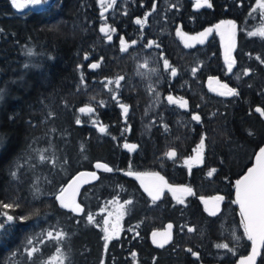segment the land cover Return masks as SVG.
I'll list each match as a JSON object with an SVG mask.
<instances>
[{
    "label": "trees",
    "instance_id": "obj_1",
    "mask_svg": "<svg viewBox=\"0 0 264 264\" xmlns=\"http://www.w3.org/2000/svg\"><path fill=\"white\" fill-rule=\"evenodd\" d=\"M210 2L212 7L196 9V0H47L40 9L17 13L8 0H0V133L7 141L0 154V201L19 202L10 210L14 217L39 213L25 222L17 219L0 235V264H45L57 247L65 264H131L132 258L137 264H236L237 256L251 254L252 242L233 201L236 178L264 144V117L255 111L264 108V37L249 35L261 23L262 9L254 7L256 0ZM228 20L236 29V63L229 75L220 34L213 30L188 48L175 33L179 28L198 36ZM122 36L130 45L127 52L120 51ZM164 59L176 68L175 77L165 71ZM95 62L100 67L89 68ZM120 76L125 79L117 90L114 81ZM219 79L238 95L209 93L206 82ZM169 94L178 101L173 107ZM185 101L188 106L180 108ZM121 102L129 106L126 115ZM85 106L94 111L81 113ZM193 113L200 122L191 119ZM202 134L203 160L188 171L183 161ZM125 143L137 148L129 151ZM41 149L49 158L43 162ZM170 150L177 155L168 157ZM242 154L248 159L240 167ZM96 162L112 171L96 169ZM12 170L18 172L15 180ZM79 170H95L97 178L80 189L77 203L83 211L74 213L60 207L55 194ZM130 171L159 173L193 194H186L183 204L170 197L153 201L139 179L127 175ZM33 187L40 189L39 198L33 197ZM216 195L224 201L211 216L201 198ZM107 200L132 203L105 249L101 208ZM167 223L175 229L174 239L172 233L170 245L159 247L151 233L164 232ZM48 230L67 236L48 240ZM29 237L40 249L32 259L24 254ZM223 243L233 249L227 260L216 247ZM258 246L255 264H264V244Z\"/></svg>",
    "mask_w": 264,
    "mask_h": 264
},
{
    "label": "snow or ice",
    "instance_id": "obj_2",
    "mask_svg": "<svg viewBox=\"0 0 264 264\" xmlns=\"http://www.w3.org/2000/svg\"><path fill=\"white\" fill-rule=\"evenodd\" d=\"M114 2V0H112ZM12 6L17 9H25L27 5H40L42 3H45V0H23V2H20V0H11ZM103 3V0H102ZM112 3L110 2L108 4V7H111ZM197 8L207 6V7H212V3L210 0H196V5ZM261 9H264V3H261L260 5ZM155 7V5H154ZM106 10V9H105ZM103 15V12H102ZM147 15V14H146ZM137 24L143 25V21L140 19H137L135 21ZM222 26H226L225 31H221V35H225V32L227 33L228 37V46L227 50L225 52V60L228 65V71H232L233 64L235 61L231 59V51L234 49L235 44H234V37H235V32L233 31L234 29V22L229 20V21H221L220 24L214 26L216 30H220ZM101 32L106 31V25L102 26L100 28ZM109 31H115V29H110ZM213 31V28H208L205 29L204 32L200 33L199 35L201 37H206L208 34H210ZM177 34L180 35V29H177ZM249 35H260L264 37V28H261L258 32H250ZM107 39L111 41L113 39L112 35L108 34ZM199 43H203L204 40L200 39L198 41ZM137 41L132 40L131 45H136ZM153 44V41L148 42V46H151ZM158 46V45H157ZM130 47L129 44H127L124 40V37H121V47L120 51L121 52H127L128 48ZM186 47H191V45L186 44ZM31 49H29V53H31ZM85 59H88L87 55L85 56ZM102 59V58H101ZM257 59L259 60L260 57L257 56ZM264 62V61H262ZM163 66L165 71L170 70V74L172 77H175L177 75V70L174 67H170L169 61L167 59L163 60ZM79 67V66H78ZM100 67L99 62H95L92 64H89V68L91 69H96ZM155 71V69H153ZM193 72L196 70L193 69ZM248 69L244 70V74H248ZM125 78L123 76L117 77L114 81L116 85V89L118 90L121 87V81L124 80ZM211 79V78H210ZM239 79V77H237ZM81 83H83V76H81ZM112 83V81H110ZM105 88H108V84L104 85ZM222 88L225 89V91L220 92L219 94L221 96H236L238 95L237 91L235 88H229L228 85H222ZM2 91V90H0ZM110 91H112L110 89ZM112 99L114 101L118 100V96L115 91L112 92ZM167 101L169 104H174L177 103L178 101L171 95L169 94L167 96ZM187 102H180L179 107L180 108H186ZM119 107L123 110V113L126 115L129 111V106L124 103H119ZM81 113H91L94 111V109L90 106H85L81 107L79 109ZM255 111L259 113L262 117H264V108L261 107H256ZM191 119L196 122H200L201 117L199 114L193 113L191 116ZM76 123L80 124L81 121L79 118L76 119ZM99 131L101 133L105 132V126L100 125L99 126ZM6 136L5 134L0 133V154H2L4 148L6 147ZM125 148H127L129 151H132L137 148V145L135 144H128L125 143L123 145ZM31 149V145L28 146ZM198 151L197 154L194 158L190 157L189 159H195L197 162H202L203 160V149L205 147V138L202 134L201 139L198 143ZM33 152L37 151L36 149H32ZM46 150L41 149L39 150V155L38 159L39 161L43 162L48 160L49 158L44 155V152ZM168 157H174L177 155V153L174 150H170L166 153ZM255 164L248 168L247 173L241 177L240 179L236 180L235 182V191H236V199L233 201V203L238 204L240 208V215L242 217V222H243V227L245 231V235L247 236L248 240L252 242V251L251 254L247 257H244L240 260L239 264H255L256 257L260 255V250L258 246L259 244H264V146H261L255 154ZM188 161H185L187 163ZM20 165H16V168L19 169ZM95 168L96 169H103L106 172H111L112 169L106 164V163H101V162H96L95 163ZM11 177L15 180L17 178L18 172L17 170H12L10 171ZM84 175H89L93 179L97 178L96 172H88L84 173L81 172L78 174V176H84ZM127 175L129 176H136L138 179L141 178L142 176L145 175H150L154 178V181L151 184L144 185V191L148 193V195L152 198L153 201H157L161 198V196L164 194V189L165 187L168 188L169 191L175 195L177 192L181 194H188L192 195V189L189 187L185 186H178V187H173L167 183V181L164 180L163 176H160L159 173H138V172H128ZM209 176L212 175V172L210 171L208 173ZM77 178L74 177L73 181L69 183L68 187H61L59 191L55 194V200L59 202L60 206L65 209H70L72 212H81L83 211L81 205L76 202L74 197L68 196V191L69 188L72 187V184L75 182ZM143 183V181H142ZM32 193L34 198H39V196L42 194L40 189L38 187H33L32 188ZM178 202L183 204L184 200L181 199L179 196L176 197ZM208 199L212 200L214 203L212 204L211 207H208ZM201 198V200L205 204V211L209 212V215L211 216H216L217 213L219 212V201H222L224 197L222 196H216V197H211V198ZM132 201H125L124 204L118 205L117 208V218H122L125 214L126 211V205L131 204ZM20 207V204L18 201L10 202V203H5L3 201H0V235L6 234L5 230L11 228L15 221L18 219L20 222H25L29 220L31 217L39 215L38 211H34L30 213L27 216H20V217H14L13 215L9 214L10 210L18 209ZM87 220L89 223L93 221V216L88 215ZM107 223V220L105 221ZM171 225H169V229H171ZM188 231L191 232L193 229L191 227L188 228ZM117 233L116 225L114 224L112 226V232L109 234V230L106 228L105 229V236H104V241H105V249H107L108 246V241L113 238ZM157 235H160L163 239L162 242L159 243V247H163L164 244H167L169 239H171V234L170 232H165V233H156L153 232V243H157L155 237ZM67 233L64 232L63 230H48L45 234V238L48 240H55V241H62L66 238ZM238 239V238H237ZM40 243H44V240H41ZM217 248H225L228 249L227 244H217ZM40 249L38 247L33 246V240L32 238H27L26 240V246L24 247V254L27 256V258L32 259L36 253H38ZM188 251H192L189 249ZM16 253H12V256H15ZM133 255H135L133 253ZM193 256L198 257V253L192 252ZM45 264H65V256L64 253L61 251L59 247L56 248V255L54 257L49 258L48 261H45ZM103 264V261L101 262Z\"/></svg>",
    "mask_w": 264,
    "mask_h": 264
},
{
    "label": "water",
    "instance_id": "obj_3",
    "mask_svg": "<svg viewBox=\"0 0 264 264\" xmlns=\"http://www.w3.org/2000/svg\"><path fill=\"white\" fill-rule=\"evenodd\" d=\"M9 1V4H10V6H11V8L15 11V12H17V13H23V12H26V11H28L29 9H32L33 7L31 6V5H27L26 6V8L25 9H21V10H17V9H15L13 6H12V3H11V0H8ZM23 2V1H22ZM197 8V7H196ZM180 37H181V39H182V41L185 43V44H189V45H191V46H193L194 44H196L198 41H199V38H201V36L199 37H197V36H195V37H192V36H188V35H185V34H180L179 35ZM248 74H249V71H248ZM207 89L211 92V93H213V94H215V95H217V96H221L219 93L220 92H222V91H225V89L224 88H222L221 86H219L218 84H215V83H213V81H211V80H209L208 81V83H207ZM222 97H230V96H222ZM264 146V145H263ZM255 157H254V159H253V161L244 169V171L238 176V178L236 179V180H238V179H240L241 177H243L246 173H247V170H248V168H250V167H252L254 164H255ZM94 167H95V164H94ZM94 170H79V171H77L76 173H74L72 176H70L69 178H68V180L65 182V184L62 186V187H68V185H69V183L70 182H72L73 181V178L74 177H76L77 179L75 180V182L72 184V187L71 188H69V191H68V196H70V197H74V199L76 200V202H77V198H78V194H79V191H80V189L84 186V185H86L87 183H90V182H92V181H94L95 179H93L91 176H89V175H84V176H78V174L79 173H81V172H84V173H88V172H93ZM94 172H96V171H94ZM96 174H97V172H96ZM140 180H141V182L143 181V184L144 185H148V184H151L153 181H154V178L152 177V176H150V175H145V176H142L141 178H139ZM236 182V181H235ZM235 199H236V191H235ZM58 202V201H57ZM58 204H59V202H58ZM238 205V204H237ZM59 206H60V204H59ZM61 207V206H60ZM238 207H239V205H238ZM239 210H240V208H239ZM169 225L170 224H166V229L164 230V232H162V233H165V232H170V230L171 229H169ZM153 233H151V238H150V240L153 242ZM155 239H156V241H157V243H154L155 245L157 244V245H159V243H161L162 242V237L160 236V235H157L156 237H155ZM168 243H169V241H168ZM167 243V244H168ZM167 244H164V246H166Z\"/></svg>",
    "mask_w": 264,
    "mask_h": 264
},
{
    "label": "rangeland",
    "instance_id": "obj_4",
    "mask_svg": "<svg viewBox=\"0 0 264 264\" xmlns=\"http://www.w3.org/2000/svg\"><path fill=\"white\" fill-rule=\"evenodd\" d=\"M47 0H45V2H46ZM261 3H264V0H256V3L254 4V7L256 6V7H260L259 5L261 4ZM43 4V3H42ZM41 5V4H40ZM37 7V6H36ZM261 12H262V15H261V17H260V24L258 25V26H256L251 32H258L261 28H264V9H262L261 10ZM229 21V20H228ZM214 26H216V25H214ZM214 26L212 27L213 28V30H214V32L215 33H217V34H220V36H221V39H220V41H219V44H220V51H221V54H222V58L223 59H225V52H226V50H227V44H228V37H227V33L225 32V35H221V31H225V28H226V26H223L220 30H216L215 28H214ZM233 31L235 32V37H234V44L236 45V29H235V23H234V29H233ZM251 36H255V37H260V38H263L262 36H260V35H251ZM234 50H235V47H234V49H232V54H233V52H234ZM225 64H226V67L228 66L227 65V63H226V61H225ZM197 150H195L194 152V154L191 156L192 158H194L195 156H196V154H197V151H198V147L196 148ZM190 158V157H189ZM189 158H187V159H185L184 161H183V164L184 165H187V166H189V165H195L196 163H197V161L195 160V159H189ZM248 159V156H246V154H242V157H240V159L238 160V162H241L240 163V167H242L243 166V164H244V162L246 161ZM185 161H188L187 163H185ZM175 187H178V185L177 186H175ZM166 188V187H165ZM173 196H175V197H177V196H179V194L178 193H176L175 195H173ZM175 199H177V198H175ZM107 203V205H104L102 208H101V211H102V213L101 214H103L102 215V220L101 221H103L104 222V228H103V231H104V235H105V229L107 228L108 230H109V234H111V232H112V226L115 224L116 225V229H117V233H116V235L115 236H117L118 234H119V232H120V230L122 229V227H123V220H124V218H125V215H126V212H125V214H124V216L122 217V218H117V208H118V205H122L123 203H115L114 201H109V200H107L106 201ZM114 203V204H113ZM107 220V223H105V221ZM114 237V236H113ZM225 249V248H224ZM132 255V254H131ZM49 260V259H48ZM131 264H137V262H136V260L134 259V258H132V263Z\"/></svg>",
    "mask_w": 264,
    "mask_h": 264
},
{
    "label": "flooded vegetation",
    "instance_id": "obj_5",
    "mask_svg": "<svg viewBox=\"0 0 264 264\" xmlns=\"http://www.w3.org/2000/svg\"><path fill=\"white\" fill-rule=\"evenodd\" d=\"M196 5V4H195ZM180 32H182V33H185V32H183V31H180ZM175 33H176V35H177V30L175 31ZM185 34H187V35H190V34H188V33H185ZM190 36H193V35H190ZM180 38V37H179ZM202 39H204V38H202ZM180 40H181V38H180ZM184 44V43H183ZM185 45V44H184ZM186 46V45H185ZM194 46V45H193ZM227 46H228V44H227ZM188 48H192V46L191 47H188ZM235 51V50H234ZM220 55H221V58H222V54H221V51H220ZM231 58L235 61V63H236V59H235V53L233 52V54H232V51H231ZM223 59V58H222ZM224 60V62L226 61L225 59H223ZM227 63V62H226ZM235 63L233 64V67H232V71H233V69H234V66H235ZM226 65V64H225ZM226 69H227V74L229 75V74H231V72H229L228 71V66L226 67ZM215 83H217V84H219V85H223V83H226L223 79H219L218 81H215ZM227 84V83H226ZM168 96V95H167ZM167 96H166V100H167ZM174 98H175V96L174 95H172ZM162 98V97H161ZM176 99V98H175ZM177 100V99H176ZM167 103H168V101H167ZM169 104V103H168ZM175 104H177V103H174V104H169L168 106H170V107H173V106H175ZM197 150V149H196ZM195 152H193L192 154H191V156L194 154ZM187 166V165H186ZM200 166V163L199 162H197L195 165H189V166H187V169H188V171L189 170H192L194 167H199ZM148 174H150V173H148ZM160 176H162V175H160ZM237 179V178H236ZM165 180V179H164ZM166 181V180H165ZM168 183V182H167ZM169 185H171V186H173V187H175V186H177V185H172V184H170V183H168ZM178 186H185V185H183V184H179ZM186 187V186H185ZM143 188H144V186H143ZM178 194H179V197L181 198V199H183V197L186 195V194H181V193H179V192H177ZM216 196H222V195H216ZM216 196H212V197H216ZM167 197H170V199L172 200V201H176V202H178V200L177 199H175L176 197L175 196H173V193L171 192V191H169L168 190V188L166 187L165 189H164V194L161 196V198H160V201L162 200V199H165V198H167ZM209 198H211V197H209ZM206 199H208V198H206ZM224 200H222V201H219L218 203H219V208H220V206H221V204H222V202H223ZM214 202L212 201V200H210V199H208V207H211L212 206V204H213ZM203 207H204V209H205V204H204V202H203ZM121 231V230H120ZM171 239H169V245H170V243H171V241H172V233H173V239H174V235H175V229H173L172 230V228H171ZM118 236V235H117ZM114 237H116V236H114ZM166 245V247L167 246H169V245ZM223 244H227V243H223ZM228 245V244H227ZM229 246V245H228ZM236 246H237V244H236ZM165 247V246H164ZM222 249V256L224 257V260H227V258H225V257H227V256H229V254L227 253V252H230L231 254L230 255H232V251H233V249H231V247L229 246L228 247V249H224V248H221ZM242 259V256H237V259H236V264H239V262H240V260Z\"/></svg>",
    "mask_w": 264,
    "mask_h": 264
},
{
    "label": "bare ground",
    "instance_id": "obj_6",
    "mask_svg": "<svg viewBox=\"0 0 264 264\" xmlns=\"http://www.w3.org/2000/svg\"><path fill=\"white\" fill-rule=\"evenodd\" d=\"M23 0H20V2H22ZM33 8L32 9H34L36 6H38V5H31ZM180 33H182V32H180ZM182 34H185V33H182ZM178 35V34H177ZM185 35H187V34H185ZM179 36V35H178ZM188 36H190V35H188ZM180 37V36H179ZM192 37H195V36H192ZM181 38V37H180ZM250 71V70H249ZM207 83H208V81L206 82V89H207ZM207 91L209 92V93H211L208 89H207ZM211 94H213V93H211ZM213 95H215V94H213ZM217 96V95H216ZM218 97H222V96H218ZM264 145V144H263ZM259 150V149H258ZM258 150L256 151V152H258ZM256 152H255V154H256ZM142 186H144V184H142Z\"/></svg>",
    "mask_w": 264,
    "mask_h": 264
}]
</instances>
